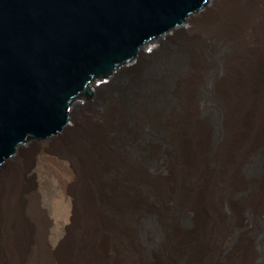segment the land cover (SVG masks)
Returning a JSON list of instances; mask_svg holds the SVG:
<instances>
[{"label": "bare ground", "instance_id": "1", "mask_svg": "<svg viewBox=\"0 0 264 264\" xmlns=\"http://www.w3.org/2000/svg\"><path fill=\"white\" fill-rule=\"evenodd\" d=\"M226 7L214 15L209 7L187 23L198 40L179 43L189 58L183 68L173 70L176 53L161 55L158 45L139 56L133 82L120 88L128 110L103 97L91 115L78 108L57 143L2 164L0 264H258L255 239L245 230L264 218V0ZM195 45L218 55L206 79L210 64ZM204 79L207 99H197L191 92ZM205 106L219 127L213 141L211 120L200 112ZM121 118L130 125L118 126L116 138ZM253 160L246 179L241 167ZM27 172L34 182L26 186ZM51 183L68 209L53 244L47 231L58 221L39 204ZM176 193L178 211L191 217L183 222L188 228L165 222ZM229 231L232 242L222 248Z\"/></svg>", "mask_w": 264, "mask_h": 264}, {"label": "water", "instance_id": "2", "mask_svg": "<svg viewBox=\"0 0 264 264\" xmlns=\"http://www.w3.org/2000/svg\"><path fill=\"white\" fill-rule=\"evenodd\" d=\"M209 3L0 0V172L28 143H57L93 86L115 83L139 56L149 57V48L190 32L187 23L208 15ZM170 50L173 70L188 64L181 47L159 51Z\"/></svg>", "mask_w": 264, "mask_h": 264}, {"label": "rangeland", "instance_id": "3", "mask_svg": "<svg viewBox=\"0 0 264 264\" xmlns=\"http://www.w3.org/2000/svg\"><path fill=\"white\" fill-rule=\"evenodd\" d=\"M251 1L253 2L254 0H244V1L243 0H230V1L225 2V3H223V0H215L214 3L208 4V5L211 8V10H213L210 13L213 12V15H214V13L217 14L218 12H223L221 10H224L226 6H227L226 9H227V8H230L231 6L233 7V6H236L238 4L252 3ZM212 6H214V7H212ZM213 8H215V10ZM188 28H189L190 32L171 34V40L165 41V42H163V43H161V44H159L157 46L159 48V50L161 52H163L164 50H167V49H178L180 47L179 43L182 42L183 40H186V39H189V40H192V41L198 40V38L196 39V37H198V35H195V34H193L191 32V31H193V30H191L192 29L191 26L188 25ZM198 43H200V42L197 41V44ZM194 49H195L196 52L199 53V55L201 54L200 56L202 58V61L207 62V64H210V65H207L205 67L204 71H203V77H205V79H206V78H208V76H210L214 72V70H213V64L214 63L213 62L218 60V55H215V54H212V53L210 54L206 49H203L202 47H200V45H195ZM202 53H203V55H202ZM151 54H152V52L148 51V55H146V56H150ZM210 59H211V61H210ZM151 62L154 63V64L155 63L159 64V59L152 60ZM136 67H137V63L136 62L134 64L128 66L127 69H125L124 72L120 76L117 77V81H116L117 83L116 82L115 83H111V81H108V82H106L104 84L97 85L95 87L93 86L92 87L93 95L89 98V102L88 103L79 105L80 110H83V108H84V111L87 113V115H91V114L95 113V111L100 108V106L102 104L103 97H106V96H107V98L110 97V98H113V100L115 99L114 101L117 102V104H120L121 107L123 106V110H125V111L128 110L129 109L128 108V102L126 101L125 97L123 98V95H121V97H120V94H118L116 92H117L118 89H120L119 87L124 85L125 82H127L129 80V77H130V74L133 71V68H136ZM205 79H204L203 84H201L198 87L197 90H194L193 92H191V94L194 95L195 97H197V99H205V98L207 99V94H208L209 90L207 89L208 87L206 85L207 82H206ZM208 110H209V106L208 107L205 106L200 112L203 113L204 116L208 115V118L211 120V125H212V128H211V141H213V140H215L217 138L219 127L217 125L216 118L214 116H212V115H211L212 116L211 117L210 116V112H208ZM122 121H124V122H122ZM123 125L124 126H129L130 125L129 124V120H126V118H121L120 122H118L117 124L113 125V127H114L113 130L114 129L115 130L111 134H114L113 136L117 138V136L119 135V132H118L119 127L118 126H123ZM93 130H95V127H93ZM145 134H147V133H145ZM122 141L120 142V140H119V141H117V143L120 142L121 144H119V145H121L122 148H127L128 147V150L130 152L131 151L134 152V150L130 146H128V145L126 146L124 140H122ZM115 143H116V140H115ZM27 150L28 151L24 153L25 155H23L24 159L22 158L24 161H26V159H28L32 155V152H31L33 150L32 143H28ZM259 155L260 154L256 153V155L254 156V159L256 160L257 158H260ZM158 161L156 160V163H155L153 161V159L150 158L149 159V164L153 165V163H154V165H157ZM253 162H254V160L251 161V163L248 166H244L243 170H242V167H241V173H242V175H244L246 177V179L250 175H252V173H254V163ZM21 182H23L22 184L26 185V186L30 185V183L32 184L34 182V179L32 178L31 173L30 172L25 173L24 178H22ZM247 188H248V182H246L245 190ZM242 195H243V193H242V190H241L240 192L232 193L228 198L236 199V198H239ZM181 200H182V196L180 197V194L176 193L175 196H173L174 209H172L173 212L171 211L173 214L170 213V215L166 218L165 222L167 224L172 223V222H177L179 226H181L183 228H188V226L184 227L183 222H188L189 221V224H190L191 223V217H190V215L188 213H183V212L180 213L178 211V204L180 203ZM39 204L41 205V207H43L42 209L44 210L45 214L48 217L58 221L59 225L58 224L52 225V226L49 227V229L47 231V236L49 237L48 238L49 239V244H53V242H57L59 239H61V234H62L61 229L62 228L59 229V226L61 225V227H62V222L65 219V216H66V214L68 212L67 207L64 206L65 204L62 201L61 193L59 192V190L57 189V187L55 186L54 183L53 184L52 183L49 184L41 192L40 197H39ZM226 204H227V202H226ZM225 209H226V207H225ZM226 210H229V209H226ZM256 224H257L256 226L255 225H249L246 228L245 231H246V233L248 234L249 237L255 239V244H256V246L258 248V254H259V256H258V264H264V218L258 219ZM230 232L231 231H229V234L227 233L225 238L220 242V245H221L222 248H225V247H227L228 245L231 244L232 235H230L231 234ZM145 245H146L145 249L148 250V251H151L150 250L151 249L150 245L148 243H146ZM208 246H210V245H208ZM187 247L188 246L186 245L185 248L183 249L182 246H181V248H180L181 253L182 252L184 253V250L187 249Z\"/></svg>", "mask_w": 264, "mask_h": 264}]
</instances>
